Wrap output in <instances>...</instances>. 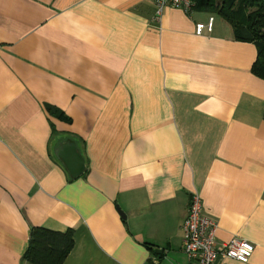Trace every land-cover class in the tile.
<instances>
[{"label": "crops", "instance_id": "obj_1", "mask_svg": "<svg viewBox=\"0 0 264 264\" xmlns=\"http://www.w3.org/2000/svg\"><path fill=\"white\" fill-rule=\"evenodd\" d=\"M155 13L153 0H0V264H31L33 226L74 229L63 264H194L182 224L196 194L218 242L255 246L229 264H264L257 47L216 13ZM67 141L88 168L73 180L55 158Z\"/></svg>", "mask_w": 264, "mask_h": 264}, {"label": "trees", "instance_id": "obj_2", "mask_svg": "<svg viewBox=\"0 0 264 264\" xmlns=\"http://www.w3.org/2000/svg\"><path fill=\"white\" fill-rule=\"evenodd\" d=\"M194 2L196 10L216 13L228 21L237 40L256 45L257 57L252 72L264 79V0H194ZM47 110L61 120H71L64 111L53 105H47ZM55 158L60 161L59 158ZM87 171L86 167L81 176ZM70 179L75 178L70 176ZM74 245L72 228L58 231L33 226L30 229L29 244L23 254V261L31 264H63Z\"/></svg>", "mask_w": 264, "mask_h": 264}, {"label": "built area", "instance_id": "obj_3", "mask_svg": "<svg viewBox=\"0 0 264 264\" xmlns=\"http://www.w3.org/2000/svg\"><path fill=\"white\" fill-rule=\"evenodd\" d=\"M156 5L154 19L159 21L165 8L173 6L191 13L194 0H153ZM214 17L206 22L196 24V32H212ZM217 222L202 205L201 197L196 194L191 198L189 211L185 217L182 229L184 233L183 249L194 264H229V261L247 263L255 250L254 244L242 237H234L229 242H218L216 238Z\"/></svg>", "mask_w": 264, "mask_h": 264}, {"label": "water", "instance_id": "obj_4", "mask_svg": "<svg viewBox=\"0 0 264 264\" xmlns=\"http://www.w3.org/2000/svg\"><path fill=\"white\" fill-rule=\"evenodd\" d=\"M55 154L63 162L64 167L72 178H78L83 174L86 162L75 142L60 143L55 149ZM119 212L123 218H126L124 211L120 208Z\"/></svg>", "mask_w": 264, "mask_h": 264}, {"label": "rangeland", "instance_id": "obj_5", "mask_svg": "<svg viewBox=\"0 0 264 264\" xmlns=\"http://www.w3.org/2000/svg\"><path fill=\"white\" fill-rule=\"evenodd\" d=\"M220 16V15H219Z\"/></svg>", "mask_w": 264, "mask_h": 264}]
</instances>
